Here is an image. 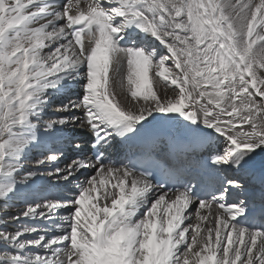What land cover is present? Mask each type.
I'll use <instances>...</instances> for the list:
<instances>
[{
  "label": "snow or ice",
  "instance_id": "obj_1",
  "mask_svg": "<svg viewBox=\"0 0 264 264\" xmlns=\"http://www.w3.org/2000/svg\"><path fill=\"white\" fill-rule=\"evenodd\" d=\"M73 84L78 98L43 121ZM155 114L182 118L183 133L148 134ZM68 126L90 133L94 155L60 168L57 151L34 161L54 171L25 169ZM134 140L138 154L105 156ZM258 152L264 0H0V202L46 177L71 185L9 218L0 264H264V160L259 209L228 175H251Z\"/></svg>",
  "mask_w": 264,
  "mask_h": 264
},
{
  "label": "bare ground",
  "instance_id": "obj_2",
  "mask_svg": "<svg viewBox=\"0 0 264 264\" xmlns=\"http://www.w3.org/2000/svg\"><path fill=\"white\" fill-rule=\"evenodd\" d=\"M73 90L77 91V94L74 97H72V98L71 97H66V98L62 97V95L63 96L64 95L69 96L73 92ZM118 91H119V89H118ZM79 93H80L79 85L78 84H73L70 88H66L64 92L54 94L51 97V101L52 102L49 105V107L47 108V110L51 106H54V107L59 106V105H54V103H59V104L62 105L63 103H67L69 99H72V100L77 99L78 96H79ZM126 95H127L126 93L122 94L121 95V99L125 102L126 105H128L129 104V99H125ZM44 114L42 116V120L45 121V122L58 118V116H51L50 117V114L48 116V114H46V112ZM56 114H59V113H56ZM75 114L76 115H80L79 112H76ZM68 127L70 129L74 128L72 126H68ZM75 128H78V127H75ZM80 131H82V132H80ZM183 131H184V124L182 122V118L175 117V116H172L170 118L169 116H165L163 114H155L154 118H150V123H149L148 128H147V133L148 134H151V135L156 136L158 138L161 137V139H167V138L182 134ZM74 133L75 132H73L71 135L68 134L66 136V130H65L62 135L61 134H57L55 136L46 138L45 140H43L41 142V144H39V145H37V146H35L33 148H36V149H38L40 151H41V149H43V150H45L46 155H49V152L52 150V148H50L51 143H53L54 145H61L60 147H63L65 145L64 143L68 141V143H71L70 145L72 146L70 148L71 151L69 153H67V154L70 155V159H66L67 156H68V155H66L65 159H63L64 162L65 161L69 162L73 158V156H74V159L79 158V157H84V156L90 157L88 154H86V152L84 151L85 148H83L82 146L80 147L79 150H77L75 148V145L78 144L77 140L78 139H82V134L80 135V133L84 134L83 138H87L88 137V138L91 139L90 133H88L86 130H81L79 128L77 130V133L76 134H74ZM68 137H70L69 140H68ZM210 139H211V143H212V148L214 150H218V149L222 150V148L224 146L223 138H217L216 135L213 134V136ZM130 142L140 143V141L134 140V141L127 142V144L130 143ZM118 144H119L120 147H114V145H113L112 147H109L107 149L109 150L108 151L109 153L112 150L115 151L114 152L115 155L113 157H117V158L121 159L123 156H125L126 153H128L131 150H128L127 147H126V144H124V143H119L118 142ZM70 145H67V146H70ZM33 151L34 150H31L30 152H28V154L25 157L24 162H26V160H28L30 158V157L27 158V156H30L31 153L32 154H36V155L40 154V152H36V150H35V153H33ZM36 155H34V157H36ZM36 159L37 158H34L32 160L35 161ZM260 160H262V159H260L259 156H257L256 157L257 167H256V169L253 171V173L251 175H244V174L235 173L238 176V178H240V179L244 180V182L248 183L246 185L245 194L251 195L255 199L254 201L249 202V206H253L254 205V206L257 207V209H259V206L261 204V179H262V177H261L260 172H259V161ZM63 161H61V162H63ZM55 163H56V166H58L60 168H64L67 165V164H65V165L61 164L59 161H57ZM25 168L26 169L33 168L31 170L42 171V172L43 171L44 172L49 171L48 168H50L51 171L55 170L54 167H51V166H42V167L37 169L34 166V164L32 166H29L28 168L27 167H25ZM85 175H87L86 172L81 174L79 176V179L83 180L85 178ZM75 182L76 181H73L72 183L75 184ZM36 183L38 184V187H36L37 185L34 184L30 189H27L25 191V192H27L29 190L31 192H34V195H29L28 193H26L25 194V196H26L25 199L20 198V197H22V195H20L14 200V201L19 200L20 202H22L23 203L22 207H16V205L18 203L15 202V203H13L14 206H13V208L11 210H9V211H5V210L1 211L2 210L1 209L2 202H0V229H5L6 228V229H8L10 231L15 229L16 225L9 218L12 215H18L20 213V211L25 207V205H24L25 202L24 201L38 200V199H41L44 196H62L63 194L66 193L67 187L71 186V185H67V187H66L65 185H63V181L56 182L55 177H46L44 179H39V180L36 181ZM209 184H210V182H209ZM44 187H47L46 188V192L45 191L42 192V190H45ZM40 196H42V197H40ZM255 201H257V202H255ZM3 219H5V220H3ZM21 222L32 224L34 226L38 225L41 228L44 227V223H45L44 221L39 220V219H37V220H31V219L24 220L23 218L21 219ZM257 223H259V221H257Z\"/></svg>",
  "mask_w": 264,
  "mask_h": 264
},
{
  "label": "rangeland",
  "instance_id": "obj_3",
  "mask_svg": "<svg viewBox=\"0 0 264 264\" xmlns=\"http://www.w3.org/2000/svg\"><path fill=\"white\" fill-rule=\"evenodd\" d=\"M61 98V97H60ZM75 100V99H74ZM54 105H59V106H57V107H60L61 106V104H59V103H54ZM58 109V108H57ZM57 109L56 108H54V106H51L48 110H46V114H48V116H49V114H50V117L51 116H58L59 117V115H60V113L59 114H56V113H58L57 112ZM45 115V114H44ZM73 128H69V127H67L66 128V131H67V133H66V136L69 134V135H71V130H72ZM78 128H75V130H77ZM74 130V129H73ZM65 131V130H64ZM54 147V148H53ZM56 145H51L50 146V148H52V150H51V152L49 153V154H52V153H54V152H57V151H59V152H62L63 153V156L60 158V160H59V162L61 163V164H67V163H69L71 160H73L74 159V156H73V158L68 162V161H63V159H65V157H66V155H64L65 154V149L66 148H70L69 146H67V145H65V147H63V148H61V149H56ZM46 149V148H45ZM31 150H34L33 152L35 153V150H38V149H36V148H32ZM41 150H43V149H41ZM67 153H69V150L67 151ZM28 154V153H27ZM33 155V156H32ZM34 155L35 154H31L30 156H27V158L28 157H32L31 159L29 158L28 160H26V162H24V165H29V166H32L33 164H34V161L32 160V159H34V158H37V159H39V158H43L44 156H40V155H36V157H34ZM257 156H259V158L260 159H262V160H264V153H262V152H258V155ZM66 159H70V155L68 154V156H67V158ZM61 161H63V162H61ZM32 164V165H31ZM26 167V166H25ZM34 168V167H33ZM33 168H30V170L31 169H33ZM26 169V168H25ZM48 170H50V168H48ZM53 170V169H52ZM44 172V171H43ZM63 185H65V182H63ZM66 187H67V185H65ZM69 187V186H68ZM26 191V190H25ZM24 191V192H25ZM22 195V194H21ZM28 197V196H27ZM40 197H42V196H40ZM20 198H22V197H20ZM43 198V197H42ZM23 199V198H22ZM14 201V200H13ZM10 201L9 202V205L10 206H4L3 204H2V207H1V211H9V210H11L12 208H13V206H14V204L13 203H15V202H17L18 204L16 205V207H22L23 206V203L22 202H20L19 200H16V201ZM25 205V204H24ZM3 220H5V219H3ZM35 226H37V227H39L38 225H35Z\"/></svg>",
  "mask_w": 264,
  "mask_h": 264
}]
</instances>
